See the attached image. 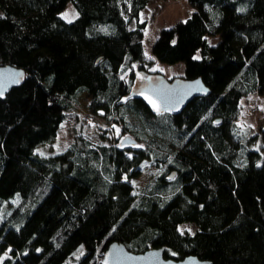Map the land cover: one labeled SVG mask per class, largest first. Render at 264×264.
Instances as JSON below:
<instances>
[{
	"label": "trees",
	"instance_id": "trees-1",
	"mask_svg": "<svg viewBox=\"0 0 264 264\" xmlns=\"http://www.w3.org/2000/svg\"><path fill=\"white\" fill-rule=\"evenodd\" d=\"M151 1L0 0V65L26 71L0 98V264H64L77 251L73 264H101L115 241L174 260L264 264V131L243 138L236 126L241 99L264 97V0H188L191 16L161 30L154 57L184 62V78L210 89L177 115L121 103L148 63ZM69 2L73 21L60 15ZM85 93L137 143L80 136L38 153ZM149 163L165 168L143 191L135 180Z\"/></svg>",
	"mask_w": 264,
	"mask_h": 264
},
{
	"label": "rangeland",
	"instance_id": "rangeland-1",
	"mask_svg": "<svg viewBox=\"0 0 264 264\" xmlns=\"http://www.w3.org/2000/svg\"><path fill=\"white\" fill-rule=\"evenodd\" d=\"M194 10L195 8L190 5L188 0H153L142 11L141 20L147 21L144 48L148 63H146L145 68L135 65V84L143 83L149 76L158 73H162L169 79L184 78L186 67L184 62L177 64L159 62L152 53V47L160 36L162 29L169 28L180 21H185ZM60 15L68 21H73L79 17V12L69 2L60 11ZM131 26L132 28L135 27V22H132ZM208 40L211 44H216L219 41V37L208 36ZM197 55L199 56L200 54L198 53ZM90 102V96L86 93L83 94L79 104L66 112V119L58 131L57 139L53 143L39 146L37 152L47 156L60 153L80 136L89 139L96 145H110L116 142L120 144L121 140L128 136L127 133L120 125H115L113 122L93 112L89 107ZM240 108L241 112L236 120L239 134L243 138L250 137L256 133L261 134L264 131V97L257 93L245 96L241 99ZM164 168V166L159 168L153 163L146 164L143 173L135 181L145 191L163 172ZM16 199H19L18 194L11 200L14 201ZM179 229L183 233H194L196 226L186 223L180 225ZM80 254L81 252L77 251L64 264H73L74 259Z\"/></svg>",
	"mask_w": 264,
	"mask_h": 264
},
{
	"label": "water",
	"instance_id": "water-1",
	"mask_svg": "<svg viewBox=\"0 0 264 264\" xmlns=\"http://www.w3.org/2000/svg\"><path fill=\"white\" fill-rule=\"evenodd\" d=\"M25 69L14 65H0V98H5L12 88L20 86L25 77ZM210 94L209 87L203 78L169 79L162 73L149 76L145 82L133 86L129 95L121 103L130 99L142 100L154 114L170 113L177 115L195 98ZM217 125L221 120L217 119ZM137 140L127 136L121 140V145H135ZM176 173L170 176L173 180ZM101 264H212L198 256H188L183 260L165 257V248L148 249L145 252H133L124 243L115 241L109 244Z\"/></svg>",
	"mask_w": 264,
	"mask_h": 264
}]
</instances>
